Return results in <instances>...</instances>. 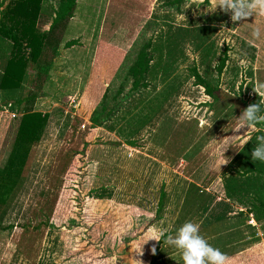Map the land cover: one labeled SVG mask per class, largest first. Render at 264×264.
Returning <instances> with one entry per match:
<instances>
[{
  "label": "rangeland",
  "instance_id": "374dc122",
  "mask_svg": "<svg viewBox=\"0 0 264 264\" xmlns=\"http://www.w3.org/2000/svg\"><path fill=\"white\" fill-rule=\"evenodd\" d=\"M12 1L0 0V13ZM43 2L37 26L47 31L58 0ZM81 3L64 29L75 48L48 59L53 92L33 86V70L17 92L34 93L32 107L49 119L20 175L0 191V264H169L157 259L159 237L193 215L201 203L195 189L220 196L218 178L251 169L256 189L231 176L230 195L247 206L264 201V162L251 159L264 119L248 127L238 120L249 105L264 104V10L233 22L218 0ZM148 42V87L132 92L128 68ZM105 61L114 65L104 74ZM194 67L218 85L217 100L195 86ZM4 99L0 111L15 110ZM12 120L0 116V171ZM255 254L226 264H264L261 247Z\"/></svg>",
  "mask_w": 264,
  "mask_h": 264
},
{
  "label": "trees",
  "instance_id": "16d2710c",
  "mask_svg": "<svg viewBox=\"0 0 264 264\" xmlns=\"http://www.w3.org/2000/svg\"><path fill=\"white\" fill-rule=\"evenodd\" d=\"M42 4L43 0H14L8 4L5 13H0V93L6 100L4 104L15 107V110L11 109L14 114L11 123L15 127V135L7 164L0 171V181L3 182H0V191L7 189L5 183L10 180V176L20 175L30 148L40 142L49 119L47 112L32 107L37 98L34 93H28L26 97L17 96V92L24 89L28 70L35 71L33 86L38 85L42 90L52 91L49 85L52 65L48 59L60 48L71 50L76 46V41L69 39L64 29L67 30L74 21L77 0H59L47 31H40L37 26ZM150 49V42L142 45L135 61L128 68L132 92L148 87L147 75L152 61ZM224 66L225 59H222L217 66L218 74ZM191 73L195 86L203 88L208 97L217 100V94L220 93L218 85L212 86L205 81L195 67ZM28 105L30 106L27 107ZM167 236L164 234L157 245L163 243Z\"/></svg>",
  "mask_w": 264,
  "mask_h": 264
},
{
  "label": "crops",
  "instance_id": "0c3cea01",
  "mask_svg": "<svg viewBox=\"0 0 264 264\" xmlns=\"http://www.w3.org/2000/svg\"><path fill=\"white\" fill-rule=\"evenodd\" d=\"M81 1L82 0H77V5L74 15L77 12L82 13V10H84V8L82 7L80 8V5L82 6L84 5L81 3ZM84 1L86 5H89V3H87V0ZM58 4H59V0H58ZM42 6H44V2ZM90 27L91 26H89V32L91 31ZM81 31L83 30L79 29L78 32ZM99 46L100 45L98 44V46H96L95 51L93 50L94 55H92L93 56L92 59L94 65L97 64L95 62L97 61V56H98L97 49ZM110 63L111 65L108 66L109 61L102 62V64H105L106 66L104 65L100 66L99 69L100 73L105 74L106 72H108V70L112 71L110 68L114 65V63L112 62ZM94 71H96V69ZM0 116L6 117L9 120L8 122H10V120L14 118V114L11 113V110L0 111ZM258 127L260 132H264L263 129H260V127H264V125L260 124V126L258 125L257 128ZM256 132H258V130ZM261 134L262 136L264 135L263 133ZM251 172L252 171L250 169L249 171L247 170L245 172L237 171L236 175L225 174L226 176H228L226 182H224V179L222 180V178H218L219 180L217 184L218 185L217 194L220 196L213 195L212 197H210L211 196L210 188L204 189L203 192L197 191L195 189L192 193L194 199L196 198L201 203L193 212V215L189 217L186 221H192L194 223L199 224L200 234L205 237L208 243L211 244L213 247L220 249V251H222L223 253H225L227 257L225 264L233 259L236 258L239 259V257L244 255H251L252 257H256L255 253L259 247H261L262 253L264 254V239L261 230V228L264 227V201H258L257 197H254L255 201L253 202V206L251 205L247 206L244 204H239L238 201L233 199L234 196L230 195V193L235 192L231 188L232 186L229 187L230 185L229 178L231 176H235L236 178L238 177L240 181L244 182L245 187H250V186L255 187L258 185L257 178L252 179L251 175L249 174ZM187 192L189 193L188 190ZM237 193H240V190ZM244 193H245L244 190H241V194L237 196L239 197L245 196ZM180 219H181L180 215L179 216L177 215L173 220L174 221L173 225L179 223ZM170 230L169 233L164 231L162 235L164 234L174 235L177 231L176 228L173 231ZM161 236L159 237V239L161 238ZM163 243H166V241ZM158 246L157 248L160 254L157 256V259H160L162 261L168 258L169 264H184L180 250L175 249L169 244L165 245L164 248H162L161 244Z\"/></svg>",
  "mask_w": 264,
  "mask_h": 264
},
{
  "label": "clouds",
  "instance_id": "9594fccd",
  "mask_svg": "<svg viewBox=\"0 0 264 264\" xmlns=\"http://www.w3.org/2000/svg\"><path fill=\"white\" fill-rule=\"evenodd\" d=\"M217 7L225 12H231V20L238 22L252 16L256 9L264 10V0H218ZM254 34L259 35L258 30ZM262 112L264 104H251L242 111L238 120L242 126L248 127L264 119ZM257 140L259 142L251 152V159L264 162V136L257 137ZM166 243L181 251L184 264H225L227 259L225 253L208 243L200 234L199 224L192 221H186L174 235L167 236ZM151 251L155 255V246ZM137 262L142 264L140 260Z\"/></svg>",
  "mask_w": 264,
  "mask_h": 264
},
{
  "label": "built area",
  "instance_id": "2783aa9c",
  "mask_svg": "<svg viewBox=\"0 0 264 264\" xmlns=\"http://www.w3.org/2000/svg\"><path fill=\"white\" fill-rule=\"evenodd\" d=\"M73 102V101H72Z\"/></svg>",
  "mask_w": 264,
  "mask_h": 264
}]
</instances>
